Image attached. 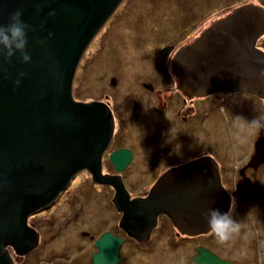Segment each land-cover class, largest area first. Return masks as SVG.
Returning a JSON list of instances; mask_svg holds the SVG:
<instances>
[{
	"label": "water",
	"instance_id": "1",
	"mask_svg": "<svg viewBox=\"0 0 264 264\" xmlns=\"http://www.w3.org/2000/svg\"><path fill=\"white\" fill-rule=\"evenodd\" d=\"M122 1L0 0V23L7 24L9 16L20 10L30 25L27 52L31 56L30 63H23L19 53L10 62L0 57V264H14L9 246L26 254L37 245L38 232L29 225L30 217L49 208L85 169L96 183L115 188L113 201L131 220L129 233L139 238V224L152 223V227L160 213H183L197 234L210 231L204 211L210 207L229 210V195L215 162L208 168L200 159L183 164L172 178L160 179L147 198L136 200L120 177L102 173L114 116L102 102L75 100L73 83L87 47ZM242 11L259 13L255 6ZM52 12L55 15H49ZM169 51L166 48L163 53ZM254 51L215 46L208 67L214 83L224 90L264 94V55ZM240 53L245 56L239 57ZM263 144L260 137L257 149ZM130 159L128 150L111 154L119 172ZM122 242L112 233L100 238L95 264H117ZM194 261L231 264L205 247L198 248Z\"/></svg>",
	"mask_w": 264,
	"mask_h": 264
},
{
	"label": "rangeland",
	"instance_id": "2",
	"mask_svg": "<svg viewBox=\"0 0 264 264\" xmlns=\"http://www.w3.org/2000/svg\"><path fill=\"white\" fill-rule=\"evenodd\" d=\"M246 5L264 9V0H123L91 41L80 61L73 83L75 100L98 101L104 99L106 94H110L112 100V95L116 93V103L121 108V117L124 119L131 118L138 105L140 112L143 111V114L150 118V122L155 123L159 119L160 122L165 121V128L172 129L169 125L172 122L170 118L163 119L166 115L162 110L165 103L158 99L162 94L172 95L176 84L171 65L172 49L168 54L162 53V49L167 46L173 48V52L190 46L201 32ZM263 42L264 37L259 40V47L263 48ZM163 60L165 65L161 69L162 75L159 76L158 68H161ZM111 80H117L118 84ZM112 84L117 88H112ZM143 84L150 85L152 89L145 91ZM218 97L224 99L222 107L211 106L203 124L200 123L199 115L195 114V105L188 109L186 104H183V135L186 136L183 146L189 154L208 151L223 161V151H232V141L235 140H242L233 148L235 154H246L245 147L255 138L257 129L264 120V104L261 105L258 99L245 94L220 93ZM138 98L140 99L136 101ZM136 122L137 119L129 121L126 127H132ZM187 126H191L193 130L189 131ZM140 128L142 129L137 126L138 130ZM130 131L134 133L133 130ZM172 132L174 134L173 129ZM151 134L152 129H149L144 135L148 138ZM249 151L247 149L246 152ZM134 164L135 178L141 184L136 185L135 180L128 179V186L134 194H138L139 191L145 190L153 179L142 177L145 176L144 170L146 171L147 166L140 159ZM224 181L226 184L229 182V191L235 187L240 191L238 196L232 199L233 204H236L232 212L235 211L233 218L241 223V231L229 245L214 246L216 252L219 251L222 256L229 255L236 259L252 252L249 241H254L256 247V241H260V247L264 249V179L256 182L258 190L245 186L241 179L229 178ZM111 197L110 194L102 193L100 187L95 186L89 176L81 171L66 191L61 205L41 211L30 218L29 223L34 222L41 235H53L55 219H62V213L69 212L66 199L68 202L74 200L79 206L83 204L92 214L87 217L86 211L84 216L78 219L84 223H95V220L98 222L103 215L112 214V205H108L111 204ZM197 242H183V247L180 248L183 250V258L181 255L170 254L160 263L158 254L149 256L146 252L137 251L131 256L124 254L122 264H176L180 263L181 259H184L185 264H189L195 245H211V241L205 238ZM63 243L68 245L69 240L66 239ZM49 250L50 248L47 249ZM47 251L35 252L31 257L25 258L23 264H37L41 257L47 258Z\"/></svg>",
	"mask_w": 264,
	"mask_h": 264
},
{
	"label": "flooded vegetation",
	"instance_id": "3",
	"mask_svg": "<svg viewBox=\"0 0 264 264\" xmlns=\"http://www.w3.org/2000/svg\"><path fill=\"white\" fill-rule=\"evenodd\" d=\"M246 6L236 9L232 15H229L220 22H216L210 28L201 32L199 36L196 37L197 40H195L193 44L183 47L185 50L181 49L172 52L173 48L167 46L163 48L172 49L170 54L172 56L171 65L173 67V75L176 84L175 91L172 95H169V93L165 95L162 94L158 99L165 103L162 110L166 115L163 116V119L165 117L170 118L172 122H170L171 124L169 125H171L174 134L172 129L168 130L165 128V126H167V124L164 123L165 121L160 122L158 119L155 123L150 122V118L146 114H143V111L140 112L138 105H136V112H134L131 118L124 119L121 117L122 110L116 103L117 97L115 92V95H112V100L110 94H106L104 99L98 100V102L104 103L111 109L115 120L113 137L102 158V173L107 176L120 177L132 200L147 198L160 179L164 177L168 179L172 178L174 176V171L182 169L183 164L197 159L204 160L202 161L203 168H208L209 165H211L210 163H216L222 184L229 195V207L231 206L232 209L236 205L233 204L232 199L238 196L237 194L240 193V191L237 190L236 187L233 190L231 189L232 191H229L227 187L229 182L226 184L224 181L225 179H241L245 186L248 185V187H253L254 190L259 189L258 183L256 182L259 181V179H264V144L259 150L256 145L260 137L264 138V134L262 133L264 132V120L261 122L260 128L257 129L255 138L245 147L244 153L246 154L243 156L240 154L236 155L233 150L236 144L238 142V144H240L242 140H238V142L236 140L232 141V151H223L222 153L223 161L216 157L215 154L208 151H200L199 153L190 152L189 154L186 152V147L183 146V141L186 139V136L183 135V104H186L185 106H187L188 109L191 108V105H195L194 111L196 115H199L198 118L201 124L207 119L211 106L222 107L224 99L218 97L220 93H229L233 95L245 94L255 100L258 99L261 105L264 104L263 93L258 94V92L252 91H229L221 89V87L214 83L213 79L215 76L212 74L211 69H208L213 61L212 55L215 46L225 45L233 50L255 49L254 53L256 55H264V46L263 48L259 47V40L264 37V9L256 7L259 13L256 11H242ZM163 49L161 51L162 53ZM242 55L244 54L240 53L238 56L240 57ZM160 61L161 59L159 62ZM164 65L163 60L161 68H158L159 76L162 75L161 69ZM111 81L115 82L114 84H118L117 80ZM114 84H112V88L116 89L117 86ZM142 87L145 91L152 89L150 85L146 84H143ZM197 90L204 91L203 93H196L195 91ZM139 99L140 98L136 99V101ZM136 119L137 122L134 123L132 127H126L127 122L135 121ZM185 125L189 124L185 123ZM137 126H141L142 129L140 128L139 131ZM190 127L187 126L186 129L189 131L191 129L192 131L193 128ZM149 129H152V134L150 137L146 138L144 134ZM130 130H133L134 133H131ZM247 149L250 150L249 153L246 152ZM121 150H128L131 154V159L129 164L119 172L111 160V154ZM139 159L147 166L146 171L144 170L145 176L142 177H144V179L149 177L151 180L153 179V181L149 186L147 185L148 187H146L145 190H141L138 194H134L132 189H129L128 179L135 180L136 185L139 183L141 184L140 181L136 180V175L133 172L134 163ZM225 161H228V163L226 164ZM83 173L89 176L91 182L95 186L100 187L102 193L104 192L106 195H112L110 198L111 204H108L112 205V214L103 215L98 222L95 220V223L93 221H85L84 223L82 220L78 219V217L84 216L86 211L88 212L86 213L87 217L92 216V214L83 204L79 206L74 200L71 199L68 202V199H66V206L68 204L69 212L62 213L64 218L55 219V225L53 226L55 233L53 235H41L34 222H32V224L29 223V225L38 232V242L34 249L26 254H18L12 246L8 247L14 264H23L25 258L31 257L38 251L46 252L48 248H50V250L47 251V258L43 259V257H41L37 264H95L94 255L100 250L96 246V243L107 233H112L118 239L123 240L119 248L120 260L117 264L123 263L124 254L131 256L137 251L146 252L149 256L158 254L160 263L167 259L166 257L170 254H174L173 256L181 255V258H183V250L180 249L183 247V242L198 243L197 241L203 238L209 242L211 241V245H195V250L190 256L189 264H196L194 257L198 254L199 247L209 249L213 254L231 264H264V249L260 247V241H256L257 247L254 241L248 242L252 247V252H249L246 256H240L236 259L229 255L222 256L219 251L216 252L215 250L214 245L218 247L219 243L210 231L207 233L193 234V228L184 221L183 213L179 216L160 213L155 223L153 222L152 227H150L152 223L149 225H145L144 223L139 224L140 238L132 236L129 233L132 230L129 227L131 220L125 219V214L118 209L113 201L116 195L115 188L110 184L102 185L96 183L93 180L92 174L87 169L83 170ZM66 191L57 198L50 206L51 208L61 205ZM103 207L105 208V206ZM39 213L41 212L35 215ZM232 215H235V211L232 212ZM261 222L263 223V219H261ZM66 239L69 240L68 245L63 243ZM20 258L21 260H19Z\"/></svg>",
	"mask_w": 264,
	"mask_h": 264
},
{
	"label": "clouds",
	"instance_id": "4",
	"mask_svg": "<svg viewBox=\"0 0 264 264\" xmlns=\"http://www.w3.org/2000/svg\"><path fill=\"white\" fill-rule=\"evenodd\" d=\"M49 15H55V13L52 12ZM29 30L30 25L23 20V13L20 10L9 16L7 24L0 23V57H6L10 62L19 53L23 63H30L31 56L27 52ZM23 75L25 74L21 73V76ZM16 83L18 85L19 80ZM232 211L231 206L227 212L210 207L202 213L210 233L221 245H227L241 231V223L233 218ZM180 264H185L184 259H181Z\"/></svg>",
	"mask_w": 264,
	"mask_h": 264
}]
</instances>
